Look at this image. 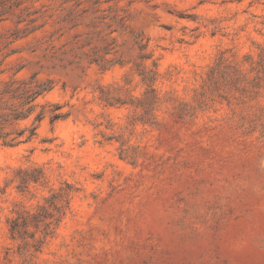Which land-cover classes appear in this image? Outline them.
<instances>
[{
  "label": "rangeland",
  "instance_id": "obj_1",
  "mask_svg": "<svg viewBox=\"0 0 264 264\" xmlns=\"http://www.w3.org/2000/svg\"><path fill=\"white\" fill-rule=\"evenodd\" d=\"M0 264H264V0H0Z\"/></svg>",
  "mask_w": 264,
  "mask_h": 264
}]
</instances>
